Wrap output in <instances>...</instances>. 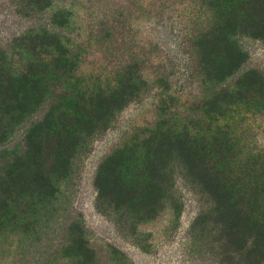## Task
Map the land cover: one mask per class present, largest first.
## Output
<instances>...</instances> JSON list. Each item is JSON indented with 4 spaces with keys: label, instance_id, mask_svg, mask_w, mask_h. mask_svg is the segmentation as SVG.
<instances>
[{
    "label": "trees",
    "instance_id": "1",
    "mask_svg": "<svg viewBox=\"0 0 264 264\" xmlns=\"http://www.w3.org/2000/svg\"><path fill=\"white\" fill-rule=\"evenodd\" d=\"M55 2L17 0L36 23L13 38L12 53L0 48V261L15 245L25 246L15 253L20 264H101L82 218L61 221L67 185L92 140L127 106L152 98L154 122L97 167L99 212L136 234L179 178L199 190L207 220L216 219L223 259L264 264V150L241 145L233 117L253 102L264 108V80L248 71L227 84L248 58L238 39L264 42V0H88L84 44L74 12ZM140 22L181 24L185 61L165 55L150 33H133ZM92 48L99 65L89 73ZM193 86L199 96L188 106Z\"/></svg>",
    "mask_w": 264,
    "mask_h": 264
},
{
    "label": "rangeland",
    "instance_id": "2",
    "mask_svg": "<svg viewBox=\"0 0 264 264\" xmlns=\"http://www.w3.org/2000/svg\"><path fill=\"white\" fill-rule=\"evenodd\" d=\"M16 2L17 0H0V48L7 53H12L13 38L36 23V18L25 16ZM54 5L55 8L65 7L74 12L75 28L78 29L74 30V35L80 37L77 43H88L87 40L84 41L88 31L86 25L90 23L86 10L89 9L88 0H56ZM177 15L184 17L180 8L174 15V20L179 23ZM44 16H39V19H46ZM174 25L171 28L167 23V28L156 27L153 22H140L137 26L132 25V32L137 35L150 33L165 55L170 58H183L185 61L186 58L178 51L176 37L179 35L178 29L182 27L181 24ZM238 41L248 58L241 72L227 81V84H232L239 75L248 71H255L264 80V42L247 37H240ZM95 50L96 48H92L91 56L84 57L85 72L90 73L99 65L98 56L92 55ZM186 93L188 106H191L193 100L199 96L197 86L187 88ZM154 105L152 98L130 104L121 111L111 129L92 140L86 153L77 162L74 175L67 185L66 198L69 203L61 221L69 222L79 216L82 218L89 244L98 257L102 258L101 264H233L230 260L223 259L216 219L212 217L207 220L205 217L207 203L199 190L179 178L172 198L163 210L153 220L140 225L136 234L130 226L124 227L113 216L103 215L96 206V190L93 183L98 165L127 137L154 122ZM233 117L235 125L237 124L236 136L241 145L254 152L263 151L264 108L253 102L249 106L235 109ZM25 128L18 131L12 144L19 142ZM61 226L63 227V224ZM24 247L20 249L14 245L10 250L9 260L0 261V264H15V261L20 264L17 262L20 255L15 253L22 252ZM40 252L41 249L33 252L34 259L38 258ZM111 258L117 260L110 263L108 259ZM27 259L21 257V264H26Z\"/></svg>",
    "mask_w": 264,
    "mask_h": 264
}]
</instances>
